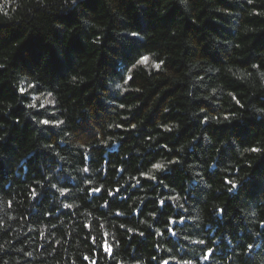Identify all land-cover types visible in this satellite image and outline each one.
<instances>
[{
    "label": "trees",
    "instance_id": "1",
    "mask_svg": "<svg viewBox=\"0 0 264 264\" xmlns=\"http://www.w3.org/2000/svg\"><path fill=\"white\" fill-rule=\"evenodd\" d=\"M261 73L264 0H0V264H264Z\"/></svg>",
    "mask_w": 264,
    "mask_h": 264
},
{
    "label": "snow or ice",
    "instance_id": "2",
    "mask_svg": "<svg viewBox=\"0 0 264 264\" xmlns=\"http://www.w3.org/2000/svg\"><path fill=\"white\" fill-rule=\"evenodd\" d=\"M147 61H148V57H143L142 58V62L146 63ZM156 67L158 68L159 65H156ZM261 75L264 76V73H261ZM20 91L21 92H26L27 89L22 88ZM29 106L30 107H35V105H29ZM121 107H123V105ZM41 123L47 125V124H49V121L48 120H44V121H41ZM133 127H135V126H133ZM252 151H257V149H252ZM153 167L155 169H157V170L163 169V165H161V164H154ZM85 171H87V169H85ZM152 178L154 179L155 177H152ZM233 187H235V185H233ZM93 191L99 192L100 189L99 188H96V189H93ZM65 207H71V205H65ZM141 235H143V233H141ZM106 250L110 251V248L109 249H106ZM86 259H87V257H86ZM164 264H167V261H165Z\"/></svg>",
    "mask_w": 264,
    "mask_h": 264
}]
</instances>
